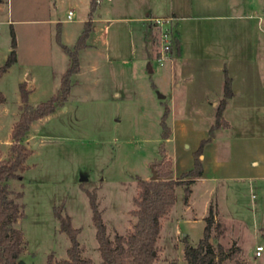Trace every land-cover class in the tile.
Segmentation results:
<instances>
[{
    "label": "rangeland",
    "instance_id": "1",
    "mask_svg": "<svg viewBox=\"0 0 264 264\" xmlns=\"http://www.w3.org/2000/svg\"><path fill=\"white\" fill-rule=\"evenodd\" d=\"M93 5L92 16L107 21L99 22V29L92 21L69 99L31 125L23 137L32 148L26 170L8 180L24 193L18 200L26 215L17 225L27 240L21 261L29 264H44L51 252L58 259L67 256L71 241L60 229L55 206L80 227L84 256L102 264L90 194L110 237L133 230L138 178H151L153 168L158 175L164 158L172 159L181 174L194 167V151L215 118L212 103L223 95L224 67L231 68L245 99L264 89V0H9L0 15V66L11 49V24L19 60L0 77L6 96L0 103V159L9 156L12 127L21 111L20 83L26 82L34 106L58 91L70 62L58 30L62 41L73 46L85 28L81 19L90 16ZM70 9L73 19H68ZM150 10L167 14L175 35L180 31L183 57L191 58L186 75H181L184 62L176 51L160 62L159 39L145 43V27L136 18ZM8 18L10 23L4 21ZM231 100L224 115L233 126L216 130L212 147L217 146V160L204 164V172L214 177L208 182L216 190L213 198L201 216L205 184L197 188L196 183L190 207L184 185L176 187V204L162 218L155 264H187L184 239L197 244L210 213L218 261L264 264V251L255 255L256 245L264 244V174L252 180L241 167L249 162L246 146L257 141L264 150V108L234 109ZM167 105L170 142L163 137ZM82 174L88 179L81 181ZM173 176L178 177L174 170Z\"/></svg>",
    "mask_w": 264,
    "mask_h": 264
},
{
    "label": "trees",
    "instance_id": "2",
    "mask_svg": "<svg viewBox=\"0 0 264 264\" xmlns=\"http://www.w3.org/2000/svg\"><path fill=\"white\" fill-rule=\"evenodd\" d=\"M4 0H0V3ZM95 6L89 13V19L85 21V28L77 42L71 46L62 41L61 30H58L57 38L69 55L70 62L61 76L58 91L48 100L42 101L34 106L30 102L26 82L20 83L21 104L20 114L15 121L11 137L12 142L9 149V156L0 159V264H21V256L26 249L27 240L18 221L25 217V205L18 200L23 196V191H16L11 188L8 180L20 177L26 170V160L32 148L24 141L23 137L31 125L38 119L53 112L58 105L69 99L73 87V75L81 70L80 52L87 46V39L90 36L92 14ZM145 33L146 40L158 39V31L155 23L150 20ZM180 39L174 36V44L171 54L180 52ZM17 36L11 24V50L6 61L0 66V77L8 68L17 61ZM225 83L222 97L216 104V113L213 123L209 129V135L201 140L199 147L194 151V167L184 171L180 176H173V160L164 158L159 163L158 177L138 178L139 191L135 196L137 207L133 212L138 216L134 229L127 232H117L114 237L107 233V225L94 195L90 194L92 218L96 225V237L102 257V264H155L157 258L154 251L157 250V241L163 228L162 218L167 215L175 206L177 201V185H184L185 200H188L192 193V184L203 175V148L212 141L216 130L221 127L230 126L229 120L225 118L224 112L234 95L233 76L227 66L224 67ZM6 101L5 94L0 91V103ZM170 112L169 105L163 114L162 124L164 127L163 137L169 138L172 132L167 123ZM54 213L60 221V229L70 237V245L67 248V256L61 259L56 258L53 252L49 253L44 264H94L92 258L84 256V246L78 239L80 227L73 223L69 213L63 214L57 206ZM214 215L207 216V224L204 234L197 244H191L185 237L184 251L187 264H226L218 261L219 253L211 241V231L214 224ZM236 256V253H232ZM237 264H249L238 258Z\"/></svg>",
    "mask_w": 264,
    "mask_h": 264
},
{
    "label": "crops",
    "instance_id": "3",
    "mask_svg": "<svg viewBox=\"0 0 264 264\" xmlns=\"http://www.w3.org/2000/svg\"><path fill=\"white\" fill-rule=\"evenodd\" d=\"M8 1L9 0H4L3 2L0 3V15H2L1 13L4 12L3 5L5 4V2H8ZM7 12H8V15H9V7H8V11ZM166 15L167 14H161V13L153 14V11L150 10V11L146 12V16H139L136 19L138 21H141L142 22L141 23L142 26L145 27V32H144V35H145V33H146L147 29H148L147 25H148L149 21L153 17H167ZM88 19H89V17L88 18H82L81 20L83 22H85ZM91 19H92V21L96 22L95 27L97 29H99L101 27V25L100 26L98 25L99 22H102V21L106 22L107 21L104 17L96 18V17L92 16ZM4 21H6L7 23H10L11 20L8 18V19H6ZM177 34H178V36H179V38L181 40V46H180V52H178L175 56L181 58L182 59L181 61L184 62L183 70L181 72V75H182V73H183V75H186L187 73L184 71V69L186 67L185 63L187 62V64H188L191 61V58L187 57V56L183 57L182 39H181L180 31H178ZM147 42H149V40L147 41L146 38H145V43H147ZM177 57H175V59H177ZM18 60H19V52L17 50V61ZM165 61H168V60H165ZM170 62L173 63L172 60H170ZM172 66H173V64H172ZM228 69H229L230 74L232 75L233 72L231 71V68L228 67ZM152 71H154L153 67H152ZM233 79H234L233 80L234 95H233V97L231 99L233 100L232 106L234 107V109H238V107H240V106L243 107V108L244 107L245 108H249L250 107L252 109H258V108L263 109L264 108V89L258 88L257 90H259V91L261 90V92L260 93L256 92L257 93V97H255L256 96L255 92H253L252 94L254 95L253 96L254 98L248 100V99H245L243 97L244 90L239 89L237 87V85H236V80H235L234 77H233ZM221 83H222V87L220 88L219 91H222V93H223L224 92V83H225V74H224V80ZM174 84L180 85V83L176 80V78L174 79ZM259 94H261V95H259ZM160 95H162L161 97H165L166 94H164L163 92H160ZM217 102H218V100H214L212 104L216 105ZM228 105H230V104H228ZM230 125L233 126V123L231 122ZM171 140H172V137L167 138V142H170ZM213 144L214 143L211 141V142H209L206 145V148H205L206 152L203 155L205 166H206V163L207 162H211L212 159L217 160L218 149H217V146H216V148H213L212 147ZM246 149L249 151V154L247 156V160H249V162L246 163V161H243L242 164H241V167H243L244 170L246 169L245 172L249 173V175H248L249 179L254 180L256 178H262L263 174H264V165L261 164V162H264V150L262 149V147L260 148V146H259L257 141H253L252 144L246 146ZM168 152L172 156L171 150H168ZM212 163H213V161H212ZM248 165H249V169H247ZM250 166H255L254 167L255 172H252V168H250ZM174 173H175V176H178L179 174H181L180 172L176 171L175 164H174ZM252 173H254V175ZM212 179H214V177L213 176H208L206 174V170H205L204 174L201 177L197 178L195 180V182L192 184V193H191V195L188 198L189 199V204H188L189 207H190V205L193 202V198H194L193 191L195 189L196 183H197V188L202 183L205 184V189L204 190H205L206 193H205V196H204V198H205V200H204V208H203V211L200 214H199V212H197L198 215L204 216V213L207 210V206L209 205V202L213 198V195H214V193L216 191V190H214V187H213L212 183L208 184V182L211 181ZM250 187H252V183H251ZM253 196H254V194H253Z\"/></svg>",
    "mask_w": 264,
    "mask_h": 264
},
{
    "label": "built area",
    "instance_id": "4",
    "mask_svg": "<svg viewBox=\"0 0 264 264\" xmlns=\"http://www.w3.org/2000/svg\"><path fill=\"white\" fill-rule=\"evenodd\" d=\"M102 0H95V2L98 4ZM74 18V11L70 9L68 11V19ZM158 31V39L159 42L162 44L161 52L158 55V60L160 62H163L167 59H169L171 54V48L174 44V36L175 33L173 31V25H172V18L171 17H153L151 19ZM264 251V244L259 243L255 247V255L257 257L262 256Z\"/></svg>",
    "mask_w": 264,
    "mask_h": 264
},
{
    "label": "water",
    "instance_id": "5",
    "mask_svg": "<svg viewBox=\"0 0 264 264\" xmlns=\"http://www.w3.org/2000/svg\"><path fill=\"white\" fill-rule=\"evenodd\" d=\"M150 70L152 71V67L151 66H150ZM157 177H158L157 172H156L155 168H153V175H152L151 178L155 179ZM87 179H88V176L85 175V174H82L81 181H84V180H87ZM154 253H156V251H154ZM21 264H29V263H27L25 261H21Z\"/></svg>",
    "mask_w": 264,
    "mask_h": 264
}]
</instances>
